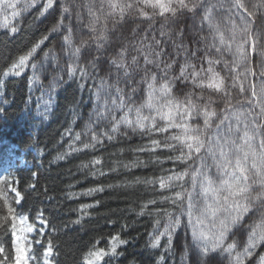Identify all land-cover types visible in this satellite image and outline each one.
Wrapping results in <instances>:
<instances>
[{
    "label": "trees",
    "instance_id": "1",
    "mask_svg": "<svg viewBox=\"0 0 264 264\" xmlns=\"http://www.w3.org/2000/svg\"><path fill=\"white\" fill-rule=\"evenodd\" d=\"M28 2L29 0H19L17 11L20 15L16 17L11 15L10 9L0 10V179L8 177L9 183L20 193V202L13 206L28 217V223L35 225L34 232L27 235L32 242L33 251L38 250L41 258L31 264H43L42 254L48 248L49 241L52 243V253L48 257L50 264H229L231 257L219 249L216 253L204 255L193 247L192 227L188 224V216L180 215L181 208H187L186 197L182 205H173L170 201L160 203L163 197L181 191L179 186L161 189L158 182L146 183L149 180L157 181L173 171H183L185 165L177 166V163L168 159L170 155H178V152L173 153L163 148L156 149L154 153L141 152L139 147L150 143L148 136H142L139 131L133 132L123 125L119 133L112 134L114 138L111 141L101 137L103 142L94 148L83 147L84 143H91L93 130L110 131L107 121L96 123L94 108L98 110V103L95 93L101 80L116 84L114 69L113 74L109 75L102 67L93 69L88 61L93 57L108 59L112 55L108 49L118 45L128 47L130 54L135 55L133 46L154 45L152 37L155 36L157 40L167 41L166 44L162 42L160 48L171 54L162 59L168 62L177 60L182 64L186 56L190 57L191 52L204 48L201 37L207 34V29L201 31L200 18L193 19L190 14L167 20L158 16L147 19L132 15L115 26L109 22L108 42L103 55L95 51V44L92 43V56H81L79 66L87 67L90 74L81 78L79 71L74 76L68 75V57L61 50L63 37L67 34L65 29L61 28L58 33L51 32L54 24L60 20L61 4L67 2L71 5V0H55L53 8L42 16L39 12L45 0H40L36 7L26 8ZM245 2L251 3L253 0ZM86 3L87 0H76L78 7H71L70 21H63L65 25L72 24L73 43L77 46L82 39L90 40L93 35L84 27L89 21L87 8L84 6ZM77 12L81 16L79 22L76 19ZM5 16L8 17L7 20ZM249 20L255 31L264 33V15L257 12ZM162 26L166 33L164 37L160 36ZM13 27L17 31L13 32ZM77 27L79 32L75 31ZM46 35L48 39L29 58V66L21 75H3L13 62L27 54ZM181 37L187 52L181 51L177 55L172 40L179 43ZM84 47L87 48L88 45ZM45 53H48L47 57ZM202 55L203 51L198 53V57ZM249 55V66L259 72L260 57L251 50ZM130 60L131 56L128 58L129 64ZM192 62L199 63V59H193ZM33 63H43L46 69L38 73L39 83L31 68ZM140 64L143 66L142 59ZM179 64L174 66L177 74ZM154 71H157L158 76L162 75L158 70ZM129 72L131 75L128 78H124L121 73V81L117 85L123 89L121 95L126 103L125 111L127 106L135 108L148 102L147 83L143 82L145 73L134 67H130ZM57 75L62 79L53 83V77ZM172 75L170 72L169 77ZM248 81L258 83L259 76H249ZM133 88L136 89L134 93ZM180 88H183V83L173 85L174 96H180ZM190 90L191 82L185 91ZM112 92L116 95L114 88ZM158 95L159 93H154V96ZM233 96H236L235 91ZM239 99L242 100L243 97ZM147 111L145 109V113ZM116 115L119 117L121 113L117 112ZM69 128L71 133H66ZM171 131L175 130H170V133ZM76 133L81 134L80 141L74 140ZM165 135L168 134L153 133V138L163 140ZM69 144L79 151H72ZM64 153L69 154L64 159L56 158ZM94 159H99L101 163H91ZM188 163L193 168L199 166L198 161ZM208 163H212L211 158ZM133 164L134 167H125ZM210 175L215 178V168L211 169ZM183 187L191 190L189 177H185ZM95 188L103 190L91 195H81L88 189ZM69 193L76 195L70 196ZM8 195L11 202L15 193L9 191ZM153 199L157 200L156 205L149 203ZM194 199L199 210L204 201L199 188ZM2 205L3 201H0V207ZM85 205L90 207H82ZM157 207L168 209L174 218L179 215L181 220L166 254L165 237H161L159 247H152L153 239L158 234L154 231L156 217L153 211ZM142 210L144 214H140ZM261 211L264 209L258 210L254 202L249 212L231 227L225 246L236 242V250L241 251L250 234L260 224ZM41 212L42 219L46 221L44 224H41V217L38 215ZM149 212L153 214L149 215ZM196 214L199 215V211ZM165 222L164 219L161 220L160 231ZM206 224L211 226L209 220H206ZM17 225L19 234V222ZM0 239L4 241L6 248L10 247V234L0 233ZM36 239L41 244H36ZM99 251L104 253L101 259L89 255L90 252ZM162 254H165L164 261L160 260ZM261 255H264V242L258 244L253 255L244 264H259Z\"/></svg>",
    "mask_w": 264,
    "mask_h": 264
},
{
    "label": "snow or ice",
    "instance_id": "2",
    "mask_svg": "<svg viewBox=\"0 0 264 264\" xmlns=\"http://www.w3.org/2000/svg\"><path fill=\"white\" fill-rule=\"evenodd\" d=\"M18 3L19 0H0V10L10 9L11 15L16 17L20 15L17 11ZM54 3L55 0H45L39 15L42 16L52 9ZM39 4L40 0H29L25 7H36ZM84 6L89 16V21L84 27L93 34L90 40L82 39L78 46L75 45L72 24L63 23L66 19L70 21L71 7H78L76 0H71V5L67 2L61 4L60 20L51 29V32L58 33L63 28L67 33L63 37L61 50L68 57L69 76H74L77 71L81 78L90 75L87 67L79 66L81 56L84 55L85 58L92 56V43L95 44V51L103 55L108 42L109 22L115 26L132 15L147 19L158 16L167 20L190 14L193 19L200 18L202 32L207 29V34L201 37L204 42L203 50L197 48L191 52L190 57L186 56L182 64L177 60L168 62L162 59L165 55L171 54L160 48L161 43L166 44L167 41L157 40L155 36L152 37L154 45L133 46L135 55L130 54L128 47L118 45L119 50L117 47L108 49L112 53L108 59L95 57L90 59L88 64L93 69L102 67L109 75L113 74L114 69L116 84H108L107 81L101 80L95 93L98 103V110L94 108L96 123L107 121L110 124V131L93 130L91 143H84L83 147L94 148L103 142L101 137L111 141L114 138L112 134L119 133L123 125L133 132L139 131L142 136H148L150 143L139 147L138 150L141 152L154 153L160 148L173 153L178 152V155H170L168 159L177 163V166L185 165L183 171H173L157 181L149 180L146 183L158 182L161 189L176 186L182 189L171 196L163 197L160 203L170 201L173 205H182L185 197L187 198V208H181L180 215L188 216V224L192 227V244L198 253L206 255L209 252L216 253L219 249L231 257L229 264H244L245 260L253 255L258 244L264 242V211H261L260 224L250 234L246 246L241 251L236 250V242L227 243L226 246L225 242L231 227L249 212L254 202L258 210L264 209V33L255 31L249 20V17L255 16L257 12L264 15V0H253L251 3H246L245 0H87ZM7 19L5 16V20ZM76 19L77 22L81 19L79 12ZM11 30L17 31L15 27ZM75 31L79 32L80 29L77 27ZM165 35L162 26L160 36ZM47 39L48 36H44L27 54L13 62L3 75H21L29 66V58ZM85 45L88 47L85 48ZM172 46L177 55L181 51L187 52L183 37L179 43L172 40ZM249 50L260 57L259 72L249 66L251 60ZM201 51L203 55L198 57ZM45 56L47 57L48 53H45ZM197 58L199 63H193L192 60ZM56 59L59 61V57ZM141 59L143 66L140 64ZM177 64L178 74L174 68ZM130 67L145 73L143 82L147 83L148 102L141 103L135 108L127 106L125 111L126 103L121 95L123 89L117 85L121 81V73L124 78L130 77ZM31 68L39 83L38 73L46 70L44 64L33 63ZM154 69L162 75L158 76ZM170 72L173 73L171 77ZM257 75L258 83L248 81L249 76ZM61 79L59 75L54 76L53 83ZM189 82L192 90L185 91ZM181 83L183 88L179 89L180 96H174L173 85ZM113 88L116 95H113ZM135 91L133 88L132 92ZM154 93L159 95L154 96ZM145 109L148 110L147 113ZM117 112L121 113L119 117L116 115ZM170 130L175 131L170 133ZM71 131L69 128L66 133ZM153 133L168 135L159 140L153 138ZM74 140L80 141L81 134L76 133ZM69 148L72 151H79L73 148L72 144H69ZM68 154L64 153L56 158L64 159ZM209 158L212 160L211 164L208 163ZM189 161L192 163L198 161L199 166L193 168ZM91 163L99 165L101 161L94 159ZM134 166L135 164L125 165ZM212 168L216 170L215 178L210 175ZM100 174L103 175V172ZM185 177L190 178L191 190L183 187ZM197 188L204 198L199 210L194 199ZM102 190L88 189L81 195H91ZM9 191L15 193V198L11 202ZM19 196L20 193L12 187L8 177L0 179V201H3L0 207V233L10 234L11 240L10 247L6 248L4 241L0 239V264H31L32 261L41 258L38 250L33 251L32 242L27 235L34 232L35 225L28 223V217L13 206L20 202ZM149 203L156 205L157 200L153 199ZM82 207L87 208L90 205ZM153 211L156 217L154 231L158 234L153 239L152 247H159L161 237H165L166 254L171 246L172 235L181 223L180 216L174 218L171 211L159 207ZM197 211L199 215L196 214ZM140 214H144L143 210ZM148 214L152 215L153 212ZM38 215L41 217V224L46 223L42 219L43 213ZM162 219L166 222L160 231ZM206 220L210 221V227ZM35 243L41 244V241L36 239ZM51 253L52 243L49 241L48 248L42 254L43 264H50L48 257ZM112 253H115V246ZM165 254L161 255V261L165 260ZM89 255L101 259L104 253L90 252ZM259 264H264V255L260 256Z\"/></svg>",
    "mask_w": 264,
    "mask_h": 264
}]
</instances>
